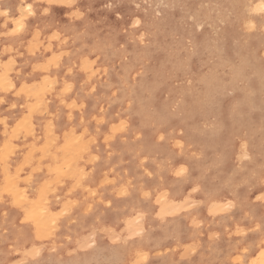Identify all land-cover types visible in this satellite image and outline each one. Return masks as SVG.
<instances>
[{"label": "rangeland", "instance_id": "1", "mask_svg": "<svg viewBox=\"0 0 264 264\" xmlns=\"http://www.w3.org/2000/svg\"><path fill=\"white\" fill-rule=\"evenodd\" d=\"M254 1L0 0V264H264Z\"/></svg>", "mask_w": 264, "mask_h": 264}, {"label": "bare ground", "instance_id": "2", "mask_svg": "<svg viewBox=\"0 0 264 264\" xmlns=\"http://www.w3.org/2000/svg\"><path fill=\"white\" fill-rule=\"evenodd\" d=\"M29 4H27V3H25L24 4V9H25V12H28V9H27V6H28ZM251 5H252V10H250L249 12H251V11H256V12H259V13H262L263 15H264V0H255L254 2H252L251 3ZM20 8H23L21 5H20ZM20 8H18V9H20ZM246 8V7H245ZM244 8V9H245ZM17 9V10H18ZM19 11V10H18ZM35 10L33 9V12H34ZM24 12V13H25ZM21 14V13H20ZM27 15V13H25V15L24 14H22L21 16L22 17H24V16H26ZM28 16V15H27ZM22 17H20V18H22ZM19 18V19H20ZM15 20V22H14V28H17L18 27V24H17V21H20L19 23L22 25V19L21 20ZM253 24V26H250V27H254V23L251 21V24L250 25H252ZM251 28V30H253ZM23 29V27H21L20 28V30H22ZM250 30V31H251ZM9 68L11 69L12 68V66L10 67L9 66ZM55 80V79H54ZM54 80L52 79V80H49V83H47L46 85H45V90H47L49 87L47 86V85H49V86H53V85H51V84H55V82H54ZM2 83L4 84V85H6V86H10V85H12L13 84V81H12V79L9 77V75H5L4 77H2ZM18 83H25V82H23L22 80H20ZM47 86V87H46ZM50 89V88H49ZM27 91H28V89H27ZM35 100H36V102H37V104L35 105V106H39V104H40V102H41V98H38L37 96H36V98H35ZM27 116V115H26ZM28 117H30L29 116V114H28V116H27V118ZM26 118V117H25ZM23 119V121H25V122H23L24 123V126H23V124H21V128H25V129H27V130H30L29 132H32L33 131V129H34V125H31V117L30 118H26V119ZM62 120V119H61ZM49 121V120H48ZM48 123V122H47ZM59 123L60 122H58V123H55V122H52L51 123V121H50V125H46V129H47V133L48 134H50V135H53L54 134V132H56V133H58L59 131L61 132L62 131V129H63V127L64 126H62V125H59ZM61 123H63V122H61ZM23 126V127H22ZM51 126H54L53 127V130H51L50 131V129H49V127H51ZM55 128V129H54ZM17 135V134H16ZM53 138V137H52ZM80 140H81V138H78V137H75L74 135H71V136H69L68 138H65V140L63 141V144H62V156H58L59 157V159L61 160V162H62V164H63V166H64V168L65 167H68V169H71L70 167L73 165V164H75V162H74V158H75V156H73V155H71V154H69V148H70V146H73V144L74 143H78L79 144V142H80ZM5 141V140H4ZM52 142V140L50 141V143ZM46 143V145H44ZM43 145V149H47L45 146H47L48 144H49V141L47 140V142H45ZM86 145H78V148L80 149V150H85V147ZM41 147V146H40ZM12 148V147H11ZM9 149V148H8ZM7 149V152H9L10 150H12L13 151V148L12 149H9L8 150ZM35 150L36 149V147H35V149L34 148H31L30 150H29V152L31 151V150ZM41 150V149H40ZM12 151H10V152H12ZM44 151V150H43ZM26 158L28 159V161H26ZM31 158H32V156H31ZM30 158V159H31ZM4 159V158H3ZM30 159L28 158V156H25L24 157V161H26L25 163H27V162H29L30 161ZM23 160V159H22ZM54 160H57V158L56 159H54ZM60 165V164H59ZM62 166V167H63ZM61 166L60 167H58V169H61V170H63L64 168H62ZM8 171H10V170H8ZM7 171V168H6V170H5V176H6V181H7V183H8V185L12 188H10L11 190H16V182H15V180H16V177H14V175L12 174V173H14V172H12V171H10V172H12V173H10V172H8ZM4 173V172H3ZM206 194V193H205ZM22 195L25 197V195H24V193L22 192ZM209 196V195H208ZM209 201H210V197H209ZM215 203V202H214ZM218 203V202H217ZM218 205H220V203L218 204ZM218 205H216V206H218ZM33 214H34V216L35 217H38V219H40L41 220V223H40V225H39V228L43 231H47V230H51L53 227H55L56 225L54 224V222H55V218L54 217H52V219L51 220H48V219H46L45 218V215H44V211H43V209H41V207H36V208H34V210H33ZM54 213H55V211H54ZM54 224V225H53ZM141 246V245H140ZM217 247V246H216ZM139 248L140 247H138V249L137 250H139ZM219 248V247H218ZM134 249V248H133ZM216 249V248H215ZM130 250V249H129ZM135 250V249H134ZM128 251V250H127ZM129 252V251H128ZM143 252V251H142ZM138 253V252H137Z\"/></svg>", "mask_w": 264, "mask_h": 264}, {"label": "snow or ice", "instance_id": "3", "mask_svg": "<svg viewBox=\"0 0 264 264\" xmlns=\"http://www.w3.org/2000/svg\"><path fill=\"white\" fill-rule=\"evenodd\" d=\"M27 9H28L29 15H32L33 14L32 13V5H28L27 6ZM45 11H47V9H45ZM7 14H8L7 12H0V16H6ZM17 24H18V27L16 28V31H19L20 28L23 27V25H21L19 23V21H17ZM0 103H3V101H0ZM244 159H247V156L246 155L244 156ZM181 171H183V170H181ZM177 175H180V173L178 172Z\"/></svg>", "mask_w": 264, "mask_h": 264}]
</instances>
